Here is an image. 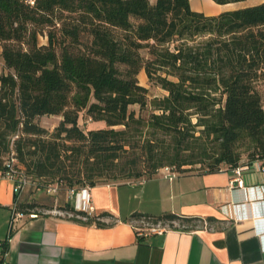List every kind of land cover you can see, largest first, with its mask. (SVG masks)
Wrapping results in <instances>:
<instances>
[{
    "label": "trees",
    "instance_id": "1",
    "mask_svg": "<svg viewBox=\"0 0 264 264\" xmlns=\"http://www.w3.org/2000/svg\"><path fill=\"white\" fill-rule=\"evenodd\" d=\"M0 48V180L21 185L16 205L29 184L53 210L59 193L150 179L164 167L212 174L264 163V2L208 16L190 0H0ZM142 70L168 94L149 101ZM81 113L106 128L86 132ZM54 115L63 120L52 132L38 123ZM59 210L110 225L108 213ZM0 248L3 264L7 243Z\"/></svg>",
    "mask_w": 264,
    "mask_h": 264
},
{
    "label": "crops",
    "instance_id": "2",
    "mask_svg": "<svg viewBox=\"0 0 264 264\" xmlns=\"http://www.w3.org/2000/svg\"><path fill=\"white\" fill-rule=\"evenodd\" d=\"M263 2L220 5L213 0H190L193 10L208 16ZM206 4H212L213 12H206ZM260 163L242 168L241 175L235 169L173 178L161 172L140 182L99 185L75 195L59 193L53 210L45 215L16 212L19 204L31 203L32 197L23 193L16 205L14 182L3 178L0 244L8 246L5 264H264ZM240 180L243 185L238 184ZM38 196L34 194V199ZM67 203L85 212L92 206L91 217L108 213L111 217L102 221L110 225L101 228L76 221L59 210ZM167 214L182 220L173 226L152 221ZM151 227L161 231L152 232Z\"/></svg>",
    "mask_w": 264,
    "mask_h": 264
},
{
    "label": "rangeland",
    "instance_id": "3",
    "mask_svg": "<svg viewBox=\"0 0 264 264\" xmlns=\"http://www.w3.org/2000/svg\"><path fill=\"white\" fill-rule=\"evenodd\" d=\"M155 1V0H152ZM48 41L47 37H41L40 38V42L42 44H46ZM1 48H0V72H3V68H4V62L1 56ZM170 79H173L172 77ZM138 80L140 85H142L143 87H145L148 90V99L149 101L153 100L154 98H162L164 96H166L168 93L162 89L160 86L150 82L147 73L142 70L140 72V74L138 75ZM262 91L264 94V85L262 86ZM132 110H135L137 115H144L147 116L150 108H146L145 110H141V107L136 105L133 106L131 108ZM63 120V116L62 115H54V116H43L40 117L38 119V123L46 128L47 130H49L50 132H52L59 124L60 122ZM79 125L80 127L85 130L86 132L90 131V130H94V129H102V128H106V124L104 122H94L92 120H90L85 113H81L80 118H79ZM239 151L242 153V163H248V155H249V150H248V146L247 145H241L239 148ZM165 168V167H164ZM160 169L158 171V173L156 175H158L159 173L163 172L162 170L164 169ZM172 170V172L176 173V174H181L180 171H178L177 168H173V167H168ZM187 167L183 168L186 169ZM155 175V176H156ZM147 179L146 176H143L142 178H140L139 180H135V179H118V180H114L113 182H111V185H116V184H120V183H124V182H140ZM23 193H29L30 197H32L31 199V203L34 204H38L39 207L35 208L33 210L34 213H37L38 215H45L46 213H48L49 211L45 208L46 205L50 202V201H44L43 199V195L40 194V196L37 197L38 200L34 199V194L35 192L33 191V187L30 186V184L27 186V188L25 189V191ZM36 193H40V192H36ZM43 200V201H42ZM67 215V214H66Z\"/></svg>",
    "mask_w": 264,
    "mask_h": 264
},
{
    "label": "built area",
    "instance_id": "4",
    "mask_svg": "<svg viewBox=\"0 0 264 264\" xmlns=\"http://www.w3.org/2000/svg\"><path fill=\"white\" fill-rule=\"evenodd\" d=\"M23 2L26 3L29 6H34L36 4L37 0H23ZM258 166H259L258 168L261 171H264V163H260ZM162 171H163L164 175L166 177H168V178H173V177H175L177 175L176 173L172 172V170L170 168H168V167H165ZM242 171L243 170L240 167L236 168L234 170V172L237 175H241ZM6 178H8V179H10V180H12L14 182V193L20 192V190L22 189L21 185H16L15 181H14V178L10 174ZM238 184L243 185V181L242 180L238 181ZM88 190L89 189H85L84 191H88ZM89 201H90V199H89ZM83 209H84V207H83ZM92 212H93V207L89 206V209H88L87 213L91 216ZM151 231L152 232H158V231H161V229L159 227H151ZM1 260H2V253H1V248H0V262H1ZM3 264H5V262H3Z\"/></svg>",
    "mask_w": 264,
    "mask_h": 264
},
{
    "label": "bare ground",
    "instance_id": "5",
    "mask_svg": "<svg viewBox=\"0 0 264 264\" xmlns=\"http://www.w3.org/2000/svg\"><path fill=\"white\" fill-rule=\"evenodd\" d=\"M205 7H206V12H208V13L213 12L212 9H211L212 4H210V5L209 4H206Z\"/></svg>",
    "mask_w": 264,
    "mask_h": 264
}]
</instances>
